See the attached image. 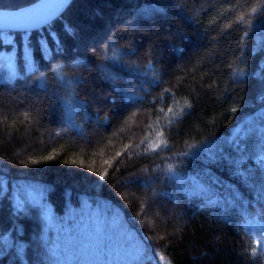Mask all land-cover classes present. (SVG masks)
Segmentation results:
<instances>
[{
    "label": "trees",
    "instance_id": "16d2710c",
    "mask_svg": "<svg viewBox=\"0 0 264 264\" xmlns=\"http://www.w3.org/2000/svg\"><path fill=\"white\" fill-rule=\"evenodd\" d=\"M36 1L0 0V8L16 9ZM148 2L72 0L53 25L64 51L61 56L52 54L51 66L41 57L36 44L37 33H32L34 57L40 69L35 75L19 71L23 49L19 35L9 33L15 39V47L0 44V83L14 77L15 70L10 67L12 59L19 71L18 78L9 87L0 89V169L10 182L9 192L5 194L7 198L0 197V235L12 233L13 238H17L13 228L17 223L23 226L21 242L29 245L23 264L53 262L45 258L39 247L38 237L44 223L38 209L26 218L17 219L12 214L11 196L15 194L17 183L46 190L47 203L52 206L54 215L63 220L65 226L54 224L51 232L56 246L65 253L60 256V264H83L73 248L84 252L90 264H115L112 260H117V264H136L139 242L118 223L105 227L108 219L105 203L121 212L129 231L138 240L166 257V261L159 264H264V252L258 249L256 257L251 255V249L257 245L247 234L239 209L202 210L199 199L182 200L179 204L162 199L152 204L145 198L146 189L141 185L122 186L129 176L145 175L141 169L147 168L148 174H152L151 170L157 165L165 167L169 162L175 163L173 154L186 151L189 145L206 141L211 143L205 148L216 150L226 138L235 136L239 131L237 127L245 121H253L257 128L260 127L264 120V79L261 78L264 76V32L258 28L250 30L248 36L243 32L247 30V21L255 19L252 8L260 9L264 0H215L211 11L201 13L198 24L189 23L182 19L178 10L169 9L167 17L156 19L155 27L149 21L140 31H126L127 22L136 18L139 9ZM239 16L245 17L241 26L234 23ZM65 23L74 28L77 35L67 34L63 29ZM177 25L192 34L182 45V54L174 53L163 38L165 31ZM44 34L47 35V31ZM212 37H218L215 43L211 42ZM112 39L115 47L105 49L104 45ZM153 44L158 50H164L159 62L153 60L155 68L162 70L163 75L158 86L144 83L147 95L140 93L145 96L140 104L121 100L112 92L111 84L95 71L72 68L76 59L84 60L91 68L105 62L129 79L127 69L118 62L104 61V54L111 57L135 51V56L125 55L126 60L135 61ZM230 64L245 70L242 83L232 81ZM54 67H63L69 77L76 71L86 79V83L77 87L81 98L88 102L91 117L77 119L83 135L77 131H64L59 109L52 104L49 94L39 87L40 75L47 76L50 87H58L52 75ZM109 95L116 99L115 105L106 98ZM187 104L192 107H186ZM168 107L177 112L184 109L178 123L168 124L171 118ZM232 107L239 111L232 113ZM97 115L102 121L99 124ZM105 115L109 120L103 121ZM58 132L60 135H56ZM160 132L163 136H158ZM261 133L264 128H259L252 141L251 147L255 151L264 147ZM216 138L219 141H214ZM161 140L167 141V147L160 144L155 152L145 153L149 145L155 147ZM125 145L131 146L126 152ZM116 152L122 155L115 157ZM47 155H54V159L45 161L43 158ZM114 157L111 167L104 164L105 160ZM169 157L173 159H167ZM34 159L42 162L31 164ZM73 160L76 163H72ZM106 167L109 177L100 181L98 174ZM203 167L198 161L184 165L187 173L193 176ZM208 167L222 181L217 186L222 193L227 187L238 190L250 202V208L259 211L257 193L259 180L264 177L256 172L255 164L250 165L257 181L255 187L242 183L226 163ZM71 208L89 215L93 210L97 211L90 219L95 220V224L87 223L88 229H78L75 225L78 221L71 225L72 219L68 215ZM220 214L227 217V221L219 219ZM67 230L74 234L73 245L67 238ZM144 236L149 240L143 241ZM154 259L158 261L159 256ZM0 264L20 262L9 255L0 257Z\"/></svg>",
    "mask_w": 264,
    "mask_h": 264
},
{
    "label": "snow or ice",
    "instance_id": "6c2138e0",
    "mask_svg": "<svg viewBox=\"0 0 264 264\" xmlns=\"http://www.w3.org/2000/svg\"><path fill=\"white\" fill-rule=\"evenodd\" d=\"M59 5L58 11L51 13L49 11H41L39 16V22L36 20H27L19 25L9 27L6 29H0V44L11 45L15 47V39L9 33H15L20 36L23 44L22 53L20 59L22 65L19 71L37 74L40 72L37 62L34 57L35 50L32 47L31 36L33 32L37 33L36 44L39 47L41 57L46 59L51 66L53 63L52 54L61 56L64 49L60 41L59 35L54 30L55 20L60 18L61 9L66 5L70 6V0H56ZM215 6V0H149L144 7L139 9L138 16L127 22L128 27L125 29H131L132 32L140 31L143 25L149 21L153 23L155 27V21L159 17H167L169 15V9L178 10L182 19L187 20L189 23H200L199 17L202 12H209ZM10 11L3 10V13L7 15ZM254 20L247 21L246 28L243 35L248 36L250 30L259 29L264 32V6L260 9L253 7L251 10ZM245 21L244 16L234 21L237 26H241ZM231 27V25L229 26ZM64 31L72 36L77 35L76 30L70 27L68 24H63ZM47 31V35H45ZM189 32L185 30L182 25H177L173 29H169L163 33V38L168 42L174 53L182 54V45L191 39ZM49 39H51V45H49ZM218 37H212L211 42L215 43ZM27 41V43H23ZM264 46V45H262ZM114 39L110 40V43L105 44L104 48H114ZM254 50V49H253ZM164 54L163 49H157L156 45L149 46L145 50L143 55L135 61H128L125 59V55L135 56V51H129L126 54H114L113 56H107L105 53L103 56L104 61H115L127 69L130 74L129 79L125 77L119 71H114L109 63L99 62L95 68L89 67V65L81 59H76L72 65L73 69L85 68L89 72L95 71L102 79L109 82L112 86V92L120 97L121 100L127 101L132 104H140L143 102L145 96L140 93H145L144 83L150 82L152 85L158 86L161 83L160 77L163 75V71H158L153 64V60L157 59ZM146 62V63H145ZM10 67L15 70V75L10 80H6L4 83H0V89H4L10 86V84L18 78L19 71L16 70V65L13 59L10 62ZM232 69L231 79L234 83H242V78L246 75L244 69L239 68L237 65L233 67L228 65ZM149 73L151 76L149 77ZM53 79L58 87H50L47 76H39V87L41 90L49 94V99L54 106H56L60 113L61 119L64 125V131H77L80 135H83V128L77 122L78 117L81 119H90L88 114V102L86 99H82L77 87L86 83V79L81 77L78 72L74 71L73 75L69 77L63 67L52 68ZM259 75V74H258ZM131 77H134L131 78ZM264 79V76L261 77ZM164 92H169V89H164ZM111 100L113 105L116 104V99L109 95L106 97ZM177 103H179L177 101ZM186 107L191 108L192 105L187 104ZM163 111V109H161ZM232 113L239 111L238 108L232 107L230 109ZM167 113L171 114V118L168 120V124L171 125L173 121L177 123L184 114V109L181 108L179 112L175 111L173 107L167 108ZM159 119V117H158ZM109 120V117L105 115L103 121ZM97 123H101V117L96 116ZM151 127V125H149ZM239 131L235 136L226 138L221 146H218L216 150L212 148H205V145L211 142L200 141L199 144H192L188 146L186 151H180L174 153L175 163H167L165 167L157 165L156 169H152L151 173L149 169H141L145 175H135L127 177L122 186H130L132 184H139L146 192L144 193L146 199H150L152 204H156L157 201L167 199L173 204H179L182 200L199 199L201 201L200 208L209 210H224L229 208L239 209L240 217L243 220L245 230L250 237H253L254 243L257 247L251 249V255L256 257L258 249L264 252V178L259 180L260 188L257 193L260 208L259 211H255L250 208V202L240 194L238 190H234L231 187H227L225 192H221L217 186L222 184V181L216 177L209 165H218L220 163H226L233 169V174L238 177L242 183L249 185V187H255L257 181L254 179L253 169L250 165L255 164L257 166L256 172L264 177V147H261L259 151L252 149V141L259 128H264V120L261 121L260 127L257 128L253 121H245L238 127ZM236 128V129H237ZM60 135V133H56ZM264 135V133H261ZM158 136H163V132L158 133ZM214 141H219L216 138ZM213 142V141H212ZM144 141H141L143 144ZM160 144H164L167 147V141L161 140L153 147L149 145L145 149V153L149 150L155 152L156 148L160 147ZM131 147L125 145L124 151ZM121 152H116L115 157H120ZM115 157L109 160H105L104 164L111 167L115 161ZM45 161L54 159V155H47L43 158ZM169 160L173 157L167 158ZM200 162L204 165L198 175H189L184 165L192 162ZM42 161L32 160L31 164H39ZM67 163V161H64ZM72 163H76L75 160ZM96 171L95 169H91ZM115 171V169H113ZM158 172V174H156ZM100 181H105L109 177V168H104L103 171L98 174ZM9 180L3 174V170L0 169V197L7 198L5 194L9 192ZM167 189V190H165ZM15 194L13 193L11 199L13 201V216L17 219L28 217L34 210L39 211L40 218L44 223L42 234L38 237L39 247L44 251L45 258L51 260L53 264H60V256L65 255L63 249L58 248L55 244L54 238L51 235L52 226L54 224L63 222L54 215L52 209L48 206V203L44 197L41 198L40 204L34 202V198L27 193V190L23 189L19 183L14 186ZM46 191V190H45ZM150 194V196H149ZM87 203V202H85ZM88 204V203H87ZM107 221L105 227H111L112 223H118L121 228H125L127 232L132 233L134 240L139 242V255L136 264H159V262L166 261V257L155 253L150 247H146L145 243L138 240L133 232L129 231L126 221L121 216V212L111 205L104 204ZM151 205H149L150 207ZM183 215V213H180ZM219 219L227 221V217L223 214L218 216ZM13 232L17 234V238H13L12 233L8 235H0V257H7L13 255L20 264H23L26 248L29 245L21 242L23 226L17 223ZM149 237L144 236L143 241H148ZM247 251V249H245ZM105 254L107 250L105 249ZM155 256H159V260L155 261ZM66 264V262H65Z\"/></svg>",
    "mask_w": 264,
    "mask_h": 264
},
{
    "label": "water",
    "instance_id": "95a60500",
    "mask_svg": "<svg viewBox=\"0 0 264 264\" xmlns=\"http://www.w3.org/2000/svg\"><path fill=\"white\" fill-rule=\"evenodd\" d=\"M72 0H70L71 3ZM68 5L61 9L63 13ZM59 5L56 0H37L34 3L25 5L16 9H1L0 8V29H6L19 25L27 20H36L39 22V16L41 11H49L55 13L58 11ZM3 10L10 11L7 15L3 13Z\"/></svg>",
    "mask_w": 264,
    "mask_h": 264
},
{
    "label": "rangeland",
    "instance_id": "374dc122",
    "mask_svg": "<svg viewBox=\"0 0 264 264\" xmlns=\"http://www.w3.org/2000/svg\"><path fill=\"white\" fill-rule=\"evenodd\" d=\"M20 185H21V187L23 189L27 190V193L29 195H31L34 198V200H36V201L40 202L43 194L45 195V191L43 190V188H40V189L39 188L37 189L36 187L32 188V187H30L29 185H27L25 183H20ZM48 206L52 209V206L49 203H48ZM85 206L87 207V205H85ZM76 211H75V208H71L68 211V215L72 219L71 225H73L75 222L78 221L77 223H75V225H76V227L78 229H88L87 226H86L87 223H90V226L92 224H95V223H93L95 220H90V219L92 218V215L95 214L97 211L93 210L90 215L87 212L82 214L79 210H76ZM96 216L94 217L95 219H96ZM64 220L67 221V217H65ZM62 222H63V220H62ZM60 225L61 226H65L64 222L62 224H60ZM71 225H70V223H67V226H71ZM67 231H69V230H67ZM94 236L98 240V236H97L96 233L94 234ZM67 238H68L70 244L73 245L74 241H72V239L74 238V234L71 231H69V236ZM98 243H99V241H98ZM73 249L75 250V252H77V255L82 258L83 264H90L91 263L90 261L86 260L84 252L82 253V251L78 250V248H73ZM112 262L117 264V260L116 261L112 260Z\"/></svg>",
    "mask_w": 264,
    "mask_h": 264
}]
</instances>
